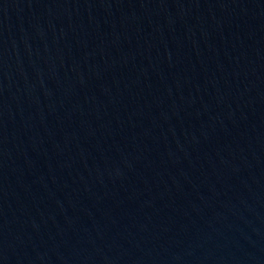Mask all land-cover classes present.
<instances>
[{
    "label": "water",
    "instance_id": "95a60500",
    "mask_svg": "<svg viewBox=\"0 0 264 264\" xmlns=\"http://www.w3.org/2000/svg\"><path fill=\"white\" fill-rule=\"evenodd\" d=\"M0 264H264V0H0Z\"/></svg>",
    "mask_w": 264,
    "mask_h": 264
}]
</instances>
